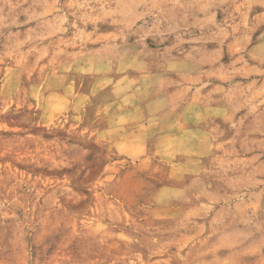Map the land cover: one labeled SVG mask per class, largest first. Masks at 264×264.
<instances>
[{
  "label": "clouds",
  "instance_id": "clouds-1",
  "mask_svg": "<svg viewBox=\"0 0 264 264\" xmlns=\"http://www.w3.org/2000/svg\"><path fill=\"white\" fill-rule=\"evenodd\" d=\"M5 119L21 130H0V158L35 132L55 139L18 161L33 170L73 145L117 161L105 190L146 219L117 247L61 227L47 196L32 211L44 189L0 191V264H264V0H0Z\"/></svg>",
  "mask_w": 264,
  "mask_h": 264
},
{
  "label": "rangeland",
  "instance_id": "rangeland-1",
  "mask_svg": "<svg viewBox=\"0 0 264 264\" xmlns=\"http://www.w3.org/2000/svg\"><path fill=\"white\" fill-rule=\"evenodd\" d=\"M11 107L16 108L17 105L13 104ZM51 107L54 111H58L63 108V104L59 100H55L52 102ZM26 111L28 109H23L16 116L9 113V118L18 119ZM42 115L41 113L40 116ZM76 127L77 125H71L69 131L63 135L71 134ZM0 130L5 132L2 139L8 142L10 146L14 140L10 133L19 132L21 129L19 126L9 123V119H5L0 124ZM85 132H87V128L82 129L81 134ZM28 135L33 138V142L22 149H18L14 153L16 158H13V156L0 158V170H3L0 171V191L3 192L4 197L12 196L15 199L24 196L31 199L37 190L44 189L46 191L40 196L38 204H31L32 211H37L38 206L44 204V197L47 196L51 206L63 210V217L59 222L61 227L70 228L73 235L82 231L106 235L109 244H115L117 247H119V241L128 235L125 230L127 226L131 225L132 222H136V224L145 222L146 218L142 212H138L130 204L125 203L119 196L113 199L112 192L105 190V182L111 181L114 177L102 173L118 171L115 167L117 161H113L111 164L104 161L99 165L98 170L97 163L93 160L92 155H82L80 148L73 145L70 150L65 149L64 152L67 154L71 151L77 157L76 161H66L58 168L52 167L56 163L52 161L48 167L42 164L41 167L33 170L18 161L30 156L31 151L36 148L37 144L43 146V144L55 138L46 136L41 139L36 136L35 132H29ZM96 151H100V149L97 147ZM122 151L135 152L138 151V148L134 145H123ZM50 167L51 170H49ZM23 180L30 181L36 187L29 190V186L26 184L20 183L17 186L18 182ZM138 190L139 186L134 185L133 191ZM17 215H20V213L17 212ZM159 219L163 221L166 217L161 216ZM60 238L59 232L53 237L57 242ZM90 246L91 239H83L80 244L75 246L74 252L79 255L83 249ZM55 247L56 244H53L52 248L49 249L50 254L53 253ZM112 251L115 252V248ZM60 255L63 256L64 253H60ZM129 264H133L131 259Z\"/></svg>",
  "mask_w": 264,
  "mask_h": 264
}]
</instances>
